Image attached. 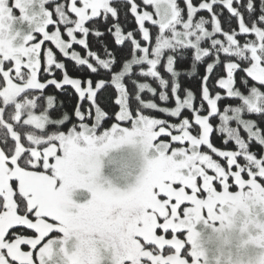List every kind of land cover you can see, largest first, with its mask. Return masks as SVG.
<instances>
[{
    "label": "snow or ice",
    "instance_id": "snow-or-ice-1",
    "mask_svg": "<svg viewBox=\"0 0 264 264\" xmlns=\"http://www.w3.org/2000/svg\"><path fill=\"white\" fill-rule=\"evenodd\" d=\"M262 181L264 0H0V264H200Z\"/></svg>",
    "mask_w": 264,
    "mask_h": 264
},
{
    "label": "clouds",
    "instance_id": "clouds-1",
    "mask_svg": "<svg viewBox=\"0 0 264 264\" xmlns=\"http://www.w3.org/2000/svg\"><path fill=\"white\" fill-rule=\"evenodd\" d=\"M143 163L141 157H136L127 175L104 171L102 179L115 186L134 182ZM257 206L264 208V204L245 196L238 202L224 205L225 219L219 228L201 222L195 225V231L198 233L197 243L201 251L209 257L211 264H264V247L252 242L256 236L262 234L256 224H264V219L255 214ZM249 246H253V251L259 255L249 258L244 251ZM237 249L241 250L240 256L235 255Z\"/></svg>",
    "mask_w": 264,
    "mask_h": 264
},
{
    "label": "rangeland",
    "instance_id": "rangeland-1",
    "mask_svg": "<svg viewBox=\"0 0 264 264\" xmlns=\"http://www.w3.org/2000/svg\"><path fill=\"white\" fill-rule=\"evenodd\" d=\"M229 184L235 186V191H233V193L239 191L238 186H236L234 184V182L232 181L231 178L229 180ZM214 186L217 188L218 191H222L223 190L222 187L218 183H217V185L215 184ZM255 214L257 215L258 218L264 219V208H262L260 206H257V208L255 210ZM200 222L203 223L204 225L211 224L213 226V228H219V226L221 225V223H223L222 221H219V220H211V219H208L207 223H205L203 220L200 221ZM197 250L199 252H202L203 253L202 256H200V257L197 258L199 260L200 264H211V261H210L209 257L203 251H201V248L198 245V243H197ZM244 251L247 252V255L249 256V258H252L254 256H258L259 255V253H256V252L253 251V246H249V248L247 250H244ZM235 255L236 256H240L241 255V250L240 249H237ZM230 264H231V262H230Z\"/></svg>",
    "mask_w": 264,
    "mask_h": 264
},
{
    "label": "trees",
    "instance_id": "trees-1",
    "mask_svg": "<svg viewBox=\"0 0 264 264\" xmlns=\"http://www.w3.org/2000/svg\"><path fill=\"white\" fill-rule=\"evenodd\" d=\"M200 71H201V73H202V72H203V68H201ZM155 115L159 116L160 118H167V117H165L163 114L155 113ZM221 143H222V142H221L219 139H215V138H214V144H216V146H221ZM229 147H231V145H229ZM214 158H215V157H214ZM245 178H247V177L245 176ZM262 182H264V181H262ZM216 185H217V183H216ZM229 190H230L231 192L235 191V186L230 185ZM169 238H170V237H169Z\"/></svg>",
    "mask_w": 264,
    "mask_h": 264
},
{
    "label": "flooded vegetation",
    "instance_id": "flooded-vegetation-1",
    "mask_svg": "<svg viewBox=\"0 0 264 264\" xmlns=\"http://www.w3.org/2000/svg\"><path fill=\"white\" fill-rule=\"evenodd\" d=\"M179 238L183 239L184 238V234H179Z\"/></svg>",
    "mask_w": 264,
    "mask_h": 264
}]
</instances>
